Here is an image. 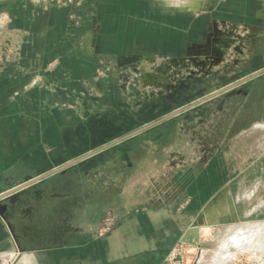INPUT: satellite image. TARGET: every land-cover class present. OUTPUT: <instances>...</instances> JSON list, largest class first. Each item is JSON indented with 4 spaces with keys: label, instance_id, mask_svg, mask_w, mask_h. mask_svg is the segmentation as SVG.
Returning a JSON list of instances; mask_svg holds the SVG:
<instances>
[{
    "label": "crops",
    "instance_id": "1",
    "mask_svg": "<svg viewBox=\"0 0 264 264\" xmlns=\"http://www.w3.org/2000/svg\"><path fill=\"white\" fill-rule=\"evenodd\" d=\"M162 2L168 11L150 0L71 3L55 7L57 16L43 21L47 25H36L48 9L18 0L24 8L16 25H6L9 38L18 34V51L0 58V193L112 141L98 140L96 133L107 102L97 95L114 87L105 77L107 60L149 57L156 49L185 54L186 25L202 26L203 18L217 27L221 19L245 25L249 15L264 17V0ZM111 148L98 151L96 159ZM218 170L204 172L194 187L181 181L167 187V195L162 189L156 201H140L144 210L122 217L107 232L99 229L107 204L98 200V220L74 223V187L55 184L57 174L66 172L51 175L0 216V264H169L174 246L193 245L183 239L194 223L201 228L202 254L215 243L200 264H231L225 255L235 259L246 252L264 255V180L247 185L245 169L231 168L224 181ZM97 188L112 192V204L121 201L120 187Z\"/></svg>",
    "mask_w": 264,
    "mask_h": 264
},
{
    "label": "rangeland",
    "instance_id": "2",
    "mask_svg": "<svg viewBox=\"0 0 264 264\" xmlns=\"http://www.w3.org/2000/svg\"><path fill=\"white\" fill-rule=\"evenodd\" d=\"M25 1L31 2L35 9H48V14H41L36 25L39 22L47 25L43 21L49 17L51 21L55 19V7L88 2ZM150 1L156 9L168 11L162 0ZM17 2L0 0V58L18 51L14 47L18 34L13 33L9 38L6 27L16 25L18 10L24 8ZM169 10L170 14L177 16L178 13ZM249 17L245 25L221 19L215 27L204 18L202 26L186 25L185 54L177 55L172 50L167 54L156 49L149 57L138 54L107 60L103 66L105 77L114 87L105 90L109 96L103 90L97 96L100 102L108 97L114 100L109 104L106 99L104 118L100 121L103 124L96 132L98 140L118 139L263 68L264 17ZM92 20L93 17L88 21ZM84 101L79 100L86 109L88 102ZM92 111L87 116L90 120L95 119ZM102 112L100 110L99 114ZM110 147L113 148L107 150L102 158L96 159L97 152L70 166L64 171L66 176L57 174L54 178L58 187H74L73 198H70L74 206V223L98 220L101 214L98 200L107 204V209L120 211L123 218H128L131 213L144 210L139 205L145 200L156 201L163 195L162 189L167 195V187H179L181 181L185 187H194L204 172L213 173L215 167L219 168L218 177L224 181L228 179L225 173L231 168H244L245 184L257 185L261 178V182L264 180V74L196 103ZM97 162L101 164L96 165ZM97 187H120L121 201L112 204V192H103ZM133 199H137L136 204H131ZM213 248H206L205 254ZM189 251L192 261L205 260L201 246L189 245ZM260 254H238L235 261L243 259L245 263L247 259L249 264H254V258L264 257Z\"/></svg>",
    "mask_w": 264,
    "mask_h": 264
},
{
    "label": "water",
    "instance_id": "3",
    "mask_svg": "<svg viewBox=\"0 0 264 264\" xmlns=\"http://www.w3.org/2000/svg\"><path fill=\"white\" fill-rule=\"evenodd\" d=\"M262 74H264V67L254 71L250 75L245 76L236 82L230 83V84H228V85H226V86H224L218 90L211 92L208 95H205V96L199 98L198 100L192 102L189 105L179 107V108L171 111L170 113L164 115L163 117H161L155 121H152V122H150V123H148V124H146L140 128H137L134 131H132V132H130V133L118 138V139H114L111 142L106 143L105 145H103L102 147H100L98 149L91 150V151H89V152H87V153H85L79 157H76L74 159H70L60 166H57V167H55V168H53V169H51V170H49V171H47L41 175H38V176L28 180V181H25L23 183L15 185L14 187H11L10 189L0 193V216L2 218H4L6 216V212L8 211V209L11 206H15V205L21 203L22 201L26 200L27 198H26V196L24 197V195L28 194L29 188L37 185L40 181L44 180L45 178H47L51 175H54L58 172L66 171L70 166L75 165L79 161H82L83 159L89 157L90 155H93V154L97 153L98 151L103 150V149L111 146L112 144H115V143H117V142H119V141H121L127 137L136 135V134L148 129L149 127H152L158 123L163 122L166 119H169V118L179 114L183 110L189 108L190 106H192L196 103L203 102L209 98H212V97H214L220 93H223L229 89H232V88L238 86L239 84L244 83L248 80H251L255 77H258ZM200 238H201V228L199 227L198 224L194 223L193 226H191L186 231L183 240L197 246L198 242L200 241ZM193 240H195V241H193Z\"/></svg>",
    "mask_w": 264,
    "mask_h": 264
},
{
    "label": "built area",
    "instance_id": "4",
    "mask_svg": "<svg viewBox=\"0 0 264 264\" xmlns=\"http://www.w3.org/2000/svg\"><path fill=\"white\" fill-rule=\"evenodd\" d=\"M36 1L39 2L40 0H36ZM45 2H47V0H45ZM136 211H138V209ZM123 216L124 214H122L120 211H117L112 208L107 209L104 212V215L100 222V227H99L100 231L102 230L107 232L112 230L120 222ZM189 254H190L189 244L180 242L178 245L174 246L170 250V252L166 257V260L168 261L169 264H198V261H192L191 259H189ZM254 260L256 261V263L254 264H264V257H260L257 259L254 258ZM231 264H249V263L247 259H245V263L243 259H238V261L236 260Z\"/></svg>",
    "mask_w": 264,
    "mask_h": 264
},
{
    "label": "bare ground",
    "instance_id": "5",
    "mask_svg": "<svg viewBox=\"0 0 264 264\" xmlns=\"http://www.w3.org/2000/svg\"><path fill=\"white\" fill-rule=\"evenodd\" d=\"M199 243V242H198ZM225 256H227V258H228V260L229 261H231L232 260V263L235 261V259H234V255H225ZM224 256V257H225ZM234 260V261H233ZM198 263H199V261H198ZM200 264V263H199Z\"/></svg>",
    "mask_w": 264,
    "mask_h": 264
}]
</instances>
